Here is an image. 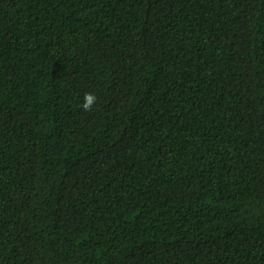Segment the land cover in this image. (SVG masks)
Segmentation results:
<instances>
[{
    "label": "trees",
    "instance_id": "trees-1",
    "mask_svg": "<svg viewBox=\"0 0 264 264\" xmlns=\"http://www.w3.org/2000/svg\"><path fill=\"white\" fill-rule=\"evenodd\" d=\"M0 264H264V0H0Z\"/></svg>",
    "mask_w": 264,
    "mask_h": 264
},
{
    "label": "clouds",
    "instance_id": "clouds-1",
    "mask_svg": "<svg viewBox=\"0 0 264 264\" xmlns=\"http://www.w3.org/2000/svg\"><path fill=\"white\" fill-rule=\"evenodd\" d=\"M96 96L93 93H86L85 97H84V102L82 104V107L84 108V110H88L92 107V105L95 103L96 101Z\"/></svg>",
    "mask_w": 264,
    "mask_h": 264
}]
</instances>
